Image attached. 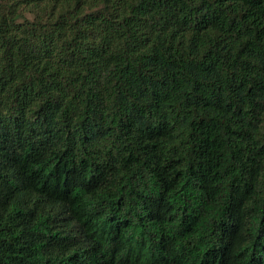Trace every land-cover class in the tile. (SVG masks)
<instances>
[{
    "label": "trees",
    "instance_id": "obj_1",
    "mask_svg": "<svg viewBox=\"0 0 264 264\" xmlns=\"http://www.w3.org/2000/svg\"><path fill=\"white\" fill-rule=\"evenodd\" d=\"M48 2L55 12L61 2L71 0H0V48L7 46L11 54L22 39L24 62L38 63L51 56L57 38L53 33L59 30L58 38L64 39L75 30L59 63L84 65V84H98L114 64L112 72L121 79L128 75V86L136 91L124 112L110 117L113 123L102 131L87 127L83 120L88 117L82 118L80 135L66 122L58 127L54 100L34 114L35 120L26 119L27 85L17 89L19 115L8 114L2 95L8 81L0 76L3 255H31L34 264H54L52 242L68 241L63 229L76 219L78 235L71 236L75 243L65 247L81 244L83 250L72 251L60 264H264V143L257 139L259 121L253 123L257 108H264V0H243L246 8L240 11L236 0H201L180 19L187 0H115L132 12L118 25L100 8L74 23L61 13L50 23L51 30L42 33L46 22H41L40 11ZM85 2L75 0V9ZM101 17L105 19L98 24ZM174 21L176 30L159 42L157 31L167 32ZM181 32L184 39L178 37ZM77 41L88 43L81 50ZM58 77L59 71L50 74L46 90L60 88ZM113 125L120 133L114 147L123 170L131 173L128 183L121 184L116 199L108 193L87 199L92 208H81L80 196L72 189V204L65 209L68 174L62 159L67 149L51 158L49 152L63 139L64 129L83 147L115 134ZM137 175L144 188L151 187V194L140 191L136 196L143 202V215L133 212L131 202L136 190L129 184ZM31 189L43 193V199L24 211L16 197ZM83 191L87 196L95 186ZM97 205L104 208L95 210ZM25 238L36 241L31 252L24 247ZM3 264L10 261L3 259Z\"/></svg>",
    "mask_w": 264,
    "mask_h": 264
},
{
    "label": "clouds",
    "instance_id": "obj_2",
    "mask_svg": "<svg viewBox=\"0 0 264 264\" xmlns=\"http://www.w3.org/2000/svg\"><path fill=\"white\" fill-rule=\"evenodd\" d=\"M132 2L139 3V0H132ZM230 2H232V0H230ZM200 3L201 0H187L188 6L183 12H180L178 19L188 16L189 10L194 9ZM236 3L239 4L237 11L246 8L243 0H236ZM236 3L233 4L234 7H236ZM100 8L106 9L105 17H110V23L112 25H118L126 17L132 15L129 5L125 4L118 7L115 0H103L102 3H93V0H86L80 9H75V0H71V2L67 4L61 2L55 12L52 11L53 3L48 2L43 6L42 11L38 10L40 11L41 22H46L45 28L40 29V31L42 33L50 31V23L57 20L61 13H65V18L71 23H74L82 19L85 15L95 12ZM235 14L236 13H233V15ZM105 17H101L97 23L101 24ZM156 19L158 20L159 17ZM261 20H264V17H261ZM176 27H178V25L174 21L173 27L169 28L167 32L161 34L157 31L156 35L160 37L159 42H166L170 34L176 30ZM188 27L190 28L191 25ZM58 32L59 30H57V33H53L54 37L57 38L51 56L43 58L38 63L37 61H32L30 64L24 62L21 51L24 41L20 39L19 34L16 35L17 39H20V43L16 44L11 54L7 53V46L0 48V76H3V78L8 81L2 94L6 99L5 110L8 114L19 115V113L16 112L15 103L17 89L20 88L21 91H23V87L27 85L30 89V102L24 109V117L26 119L35 120L34 114L40 111L47 102L54 100L58 103L55 119L59 128H63L66 122L71 128L76 129L80 135H83L84 130L81 128L82 118L87 116L88 119L83 120L84 125L87 127H99L102 131L106 125L113 123V120L109 119L110 117L114 119L124 112L126 101L134 97L136 90L129 88L127 83L129 80L128 75H125L124 78L121 79L119 75L112 72V68L115 67L114 64L109 65L108 69L103 72L99 78L98 84H93L92 82L84 84L83 76L87 74V68L84 65L68 67L59 63L60 59L65 55L66 43H70L75 39V30L65 35L64 39L58 38ZM187 33L188 35H194L191 31ZM178 37L184 39L185 32L179 33ZM124 39H127V36H125ZM99 42L100 38L98 37L96 43L98 44ZM87 43L88 41H77V44L81 45V50L82 45ZM153 43H158L155 37L153 38ZM75 50L77 49H67V51ZM111 54V52L106 53V55ZM128 62L131 63V59H129ZM9 64H11V67H9ZM229 65H231V61H229ZM121 66L123 65L121 64ZM45 68H47L46 71L44 70ZM135 70L136 65L133 64L132 71L135 72ZM144 70L146 71L147 69L145 68ZM228 70L235 71L238 69L229 67ZM57 71H59L58 79L60 88L46 90V84L50 74ZM153 75H155V73H153ZM251 75H255V73ZM238 82L239 81H237V83ZM260 103L264 105V101ZM248 108H251V104H248ZM248 118L251 119V117ZM257 120L259 121L256 125L259 133L257 139H260V142L264 143V108H257L256 119L253 120V123L256 124ZM245 127H247V125H245ZM113 129L115 134L109 133L108 137L92 141L91 145L85 144L83 147L75 134L73 136L68 135L67 129H64L60 133L63 139H59L58 142H56L55 149L50 151L48 156L51 158L52 155L62 152L63 149H67V151L63 153L62 159L64 171L68 174V193L67 199L64 200L65 209L72 204V189H76L77 194L80 196L81 208H92L91 204L85 203L87 199L94 201L98 193H108L113 196V199H116L121 194L119 191L121 184L128 183L127 176L131 175V173H126L123 170L121 155L118 153V148L114 147V144H119V129L116 128L115 125H113ZM109 148H111L112 151H109ZM116 173L124 177L123 181L117 178ZM93 186H95V191L89 192L87 196H85L83 189ZM129 187L136 190L131 197L133 212H139L143 215V202L142 200H136V196L140 191L151 194V187L144 188L138 175L132 177V182L129 184ZM127 191L128 190L125 189L123 193L126 205L129 203ZM42 199L43 193L38 189H31L30 191H26L23 195H18L16 197V200L24 207V211L31 209L37 200ZM52 207H57V205L53 204ZM103 208L104 205H97L95 210H101ZM77 228L78 221L73 219L72 222L66 224L63 229L64 234L70 235L69 240L63 241L57 239L52 242L53 247L49 249V251L52 253L50 258L54 261V264H60V261L66 259L74 250H83V245L81 244H78L76 249L65 247V244L75 243V241L71 240V236L78 235V232L75 231ZM69 230L72 231L69 233ZM18 231L19 230H17V233ZM35 242L36 241H27L25 238L24 247L31 252L32 249H30V245ZM4 251L3 248H0V264H3V259H8L10 264H34L35 258L31 255L25 256L23 259L19 256L5 257L3 255ZM7 251L11 252L12 249H7ZM35 251L39 250L35 249Z\"/></svg>",
    "mask_w": 264,
    "mask_h": 264
}]
</instances>
